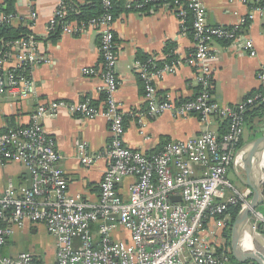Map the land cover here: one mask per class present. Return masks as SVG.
Returning a JSON list of instances; mask_svg holds the SVG:
<instances>
[{
  "label": "built area",
  "instance_id": "obj_1",
  "mask_svg": "<svg viewBox=\"0 0 264 264\" xmlns=\"http://www.w3.org/2000/svg\"><path fill=\"white\" fill-rule=\"evenodd\" d=\"M114 1L102 0L103 14L74 26L69 16L79 11L67 0H59L50 22L53 32L59 28L63 34H74L94 28L100 34L105 110L92 105L89 99L38 102L28 126L0 133V165L19 163L32 176L31 186L16 189L10 184L0 189V264H50L30 251L6 253L11 237L34 223H43L54 237L55 261L51 264H235L231 240L224 234L230 228L228 208L240 205L241 211L251 202L253 192L249 187L239 190L229 178V171L247 128L246 111L264 102V67L257 74L262 88L236 106H222L213 100L212 87L214 63L219 58L217 41L227 40L230 47L257 54L252 40L242 32L245 19L234 26L209 25L204 0H144L138 5L166 8L183 24L190 16L194 50L185 62L195 66V78L201 85L196 99L180 104L162 100L155 79L175 73L181 63L158 67L153 60L136 62L139 76L145 81L150 114L170 111L175 117L187 118L197 113L203 125L200 135L169 142L159 152L147 154L124 142V114L116 97L120 81ZM2 17L4 22L12 23L18 15L11 12ZM14 44L23 50L17 66L6 72L0 56V94L6 91L17 99L34 97L37 86L30 69L42 59L27 39ZM88 71L95 73L94 69ZM61 109L79 113L85 119L103 115L109 123L111 141L106 154L88 152L86 143L79 145L84 165L107 159L97 201L70 194L61 166L63 156L41 123ZM220 119L229 122L222 135L214 127ZM240 161L238 167L242 169ZM195 168L202 173L196 175ZM126 177L132 181L125 194L120 185ZM252 216L254 228H264V213L252 210Z\"/></svg>",
  "mask_w": 264,
  "mask_h": 264
},
{
  "label": "crops",
  "instance_id": "obj_2",
  "mask_svg": "<svg viewBox=\"0 0 264 264\" xmlns=\"http://www.w3.org/2000/svg\"><path fill=\"white\" fill-rule=\"evenodd\" d=\"M6 1L0 0V4L6 6ZM67 1L80 11L84 5L96 0ZM143 2L116 0L113 30L117 42V74L120 81L116 97L124 114L125 144L131 149L154 154L169 142L200 135L203 125L197 113L187 118L175 117L170 111L159 115L150 114L145 98V81L139 76L136 62L153 60L163 65L174 61L181 63L175 73L155 79L162 100L169 99L180 104L196 99L201 85L195 78V66L185 62L194 50V40L181 18L163 7L138 6ZM58 3L59 0H14L13 12L18 18L12 23L28 30L24 39L32 44L36 56L42 61L30 69L37 86L36 96L17 99L6 91L0 94V133L28 126L38 102L89 99L100 110L106 108V93L101 86L103 57L99 46L100 34L94 28L74 34L50 30ZM204 6L209 25L234 26L245 19L242 32L252 40L257 51L253 56L246 49L228 46L229 43L217 41L215 44L219 58L214 63L213 100L222 106H236L249 94L262 88L257 74L264 67V11L261 9L264 8V0H204ZM4 13L0 11V24L4 23ZM69 20L74 26L81 24L72 15ZM22 50L19 44H13L10 50L4 52L1 56L3 71L17 66ZM90 69H94L95 73H90ZM224 121L216 120L214 127L218 132L222 130ZM41 123L53 138L56 150L63 156L61 166L68 180L70 194L97 201L107 159L103 157L86 166L80 160L79 145L86 143L88 152L101 151L106 154L111 141L107 119L103 115L85 119L79 113L61 109L57 115H47ZM254 126H247L244 143L264 134V124L260 126L256 120ZM245 165L243 160L242 169ZM230 171L235 174L233 166ZM194 173L200 175L202 172L200 168H195ZM261 173H264L263 167L257 177ZM235 178L237 183L231 179L233 184L239 190L244 189L246 186L237 179L236 174ZM131 181V177L124 178L120 185L123 193H128ZM10 184L16 189L31 186L32 176L19 163L0 165V189H6ZM257 211L264 213V203ZM42 229L47 230L43 223H34L18 230L11 237L6 253L16 255L30 251L43 258L42 253L46 251H38L30 242V237ZM256 244H259L257 235ZM52 248L54 263V237Z\"/></svg>",
  "mask_w": 264,
  "mask_h": 264
},
{
  "label": "water",
  "instance_id": "obj_3",
  "mask_svg": "<svg viewBox=\"0 0 264 264\" xmlns=\"http://www.w3.org/2000/svg\"><path fill=\"white\" fill-rule=\"evenodd\" d=\"M264 157V134L245 142L236 152L233 168L237 179L246 187L252 189V200L250 206L242 209L235 217L232 225L231 248L235 259L240 263L264 264V244L258 246L256 243L246 245V234H257L264 239V233L256 231L251 221L252 210H257L264 203V173L257 175L262 170ZM246 162L245 173L242 174L238 167L239 160ZM172 200H180V197H172Z\"/></svg>",
  "mask_w": 264,
  "mask_h": 264
},
{
  "label": "trees",
  "instance_id": "obj_4",
  "mask_svg": "<svg viewBox=\"0 0 264 264\" xmlns=\"http://www.w3.org/2000/svg\"><path fill=\"white\" fill-rule=\"evenodd\" d=\"M6 6L0 4V11H4L5 13L13 12L14 9V0H7ZM113 15H116V0L114 1L113 5ZM104 13V8L102 4V0H96L93 3L84 5L82 9L79 11L78 14H73L72 17L76 18L79 22H86L89 19L100 16ZM184 27L191 33L192 31V19L190 16L186 19ZM57 30H60L59 28ZM28 34V30L24 27H16L13 23H6L0 24V56L6 52V50H10L11 46H13L14 42L26 37ZM219 42L228 43L227 40H219ZM158 67L162 66L163 64H159V62H155ZM246 125L250 127H255L254 123L261 122L264 119V102L249 107L246 111ZM229 127V122L226 123V120L223 123L222 130H220V134H224ZM244 144L243 138L240 139L239 147ZM240 211V205H231L228 208V214L230 215L229 226L230 228L225 230V236L228 241L231 240L232 235V225L235 217ZM262 229V227H259ZM233 260L235 264H248V263H240L238 262L235 257L233 256ZM256 264V263H253Z\"/></svg>",
  "mask_w": 264,
  "mask_h": 264
},
{
  "label": "rangeland",
  "instance_id": "obj_5",
  "mask_svg": "<svg viewBox=\"0 0 264 264\" xmlns=\"http://www.w3.org/2000/svg\"><path fill=\"white\" fill-rule=\"evenodd\" d=\"M259 124H260V126H262L264 124V119ZM247 130H248V128L245 129V131H247ZM240 165H241V168H242L243 159H241ZM245 168H246V165H245ZM244 169H240V172L242 174L245 173ZM229 178L232 179L235 183H237V180L235 178V174H234L233 171L229 172ZM251 221L253 223L256 222L254 220V216L251 217ZM256 231L257 232L261 231V232L264 233V228L263 227H262V229L261 228H256ZM257 237H258V240H259V246L262 243L264 244V239L259 237L258 235H257ZM30 242H31V244L36 246V249L38 251H40V252H43V250L46 251V253H42V256H43L45 262H48L50 264L53 262V260H54V248H52L53 247V236L50 235L47 230L45 231V230L42 229L36 235H33V237H30Z\"/></svg>",
  "mask_w": 264,
  "mask_h": 264
},
{
  "label": "bare ground",
  "instance_id": "obj_6",
  "mask_svg": "<svg viewBox=\"0 0 264 264\" xmlns=\"http://www.w3.org/2000/svg\"><path fill=\"white\" fill-rule=\"evenodd\" d=\"M261 166L264 168V157H263ZM249 206H250V203L247 206H245V208H247ZM244 240H245L246 245H250L251 243H256V234L255 233H253L252 235L246 234ZM257 245L259 246V244H257Z\"/></svg>",
  "mask_w": 264,
  "mask_h": 264
}]
</instances>
